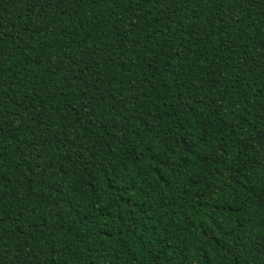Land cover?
<instances>
[{"label":"trees","instance_id":"16d2710c","mask_svg":"<svg viewBox=\"0 0 264 264\" xmlns=\"http://www.w3.org/2000/svg\"><path fill=\"white\" fill-rule=\"evenodd\" d=\"M0 264H264V0H0Z\"/></svg>","mask_w":264,"mask_h":264}]
</instances>
